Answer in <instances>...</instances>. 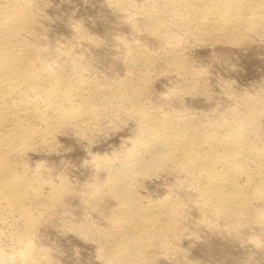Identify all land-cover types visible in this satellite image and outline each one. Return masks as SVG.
Segmentation results:
<instances>
[{
    "label": "bare ground",
    "instance_id": "1",
    "mask_svg": "<svg viewBox=\"0 0 264 264\" xmlns=\"http://www.w3.org/2000/svg\"><path fill=\"white\" fill-rule=\"evenodd\" d=\"M111 3V7L125 15L136 9L133 0ZM149 4L152 7L145 10L137 7L140 14L135 11L142 17L141 21L137 19L140 23L129 18L134 27L137 22L155 38L163 39L166 31L171 33L170 23L178 19L180 23L175 25L179 24L190 39L204 43H237L253 35H264V0H153ZM36 5L38 0H0V230L4 225L9 227L15 242L11 250L0 251V264L53 261L50 251L37 245L35 236L41 224L39 218L46 207L61 202L66 187L47 178L39 169L40 162L30 168L25 161L27 152L40 147L56 150L57 134L65 124L73 126L80 136L90 138L92 131L101 127V115H115L122 109L136 121L133 135L123 138L120 154L113 158L93 154L91 160L94 166H102V171L97 168L102 173L97 172V179L90 182L96 186L92 197L97 196V200L105 195L114 201L109 216L102 217L105 211L102 214L101 207L96 208L105 225L95 226L91 238L98 242L102 264H144L154 251L170 252V239L181 231L182 211L176 200L167 196L144 199L136 190L139 175L150 170L187 175L197 184L208 211L238 223L255 222L260 212L256 211L259 208L255 210L257 215L249 211L250 201L264 200V90L255 95L243 93L239 97L242 103L238 101L241 104L236 102L237 105L221 111L217 108L211 116L179 108L177 104L168 106L173 98L162 97L165 105L168 103L166 107L152 98L141 101L137 92L140 88L134 96L132 89L138 86L135 87L136 80H145L149 78L145 74L150 73H145L148 52L134 45L137 39L130 38L131 42L129 37L126 40L116 35L118 43L127 50L125 60L129 68L126 67L125 78L105 81L96 75L86 76L84 71L89 67L78 55L50 67V61L43 56L45 50L37 44L41 30ZM168 15L178 19L171 18L170 22ZM166 56V68L175 72L179 82L188 85L189 91L202 90L204 79L184 52ZM142 93L139 92L143 97ZM172 93L169 97L175 96L174 90ZM86 230L83 231L88 237L91 231Z\"/></svg>",
    "mask_w": 264,
    "mask_h": 264
},
{
    "label": "rangeland",
    "instance_id": "2",
    "mask_svg": "<svg viewBox=\"0 0 264 264\" xmlns=\"http://www.w3.org/2000/svg\"><path fill=\"white\" fill-rule=\"evenodd\" d=\"M111 2L112 0H38L36 7L40 11L41 36L37 44L42 47V51L45 50L46 54L43 52V56L45 55V60H48V63L50 61L48 64L50 67L55 65L53 67L55 68L57 63L63 60L68 61V59L70 61L72 57L78 58V55L79 59L82 58L83 63L87 62L84 66L89 67L85 69L86 72L84 71L86 76L94 77L93 75H96L100 80L106 79L105 81L125 78L126 70L129 68L126 62L128 59L125 51L127 50L124 45L118 43L117 38L124 37L127 40L128 38L125 37H129L133 41L137 39L134 42L131 39L128 40L138 48L141 47L145 53L148 52L146 54L148 59L146 60L149 66L147 65L145 73L150 74H145V76H149V78H147L148 80H138L139 82L136 80L135 87L138 85V88L132 89L135 92L131 93L134 96L140 88L142 91L139 89L137 92L141 101L144 98L147 101L152 98L156 103L158 100L159 104L162 102L161 105L166 107L168 103L165 105L166 102L164 103L163 98H173L176 103L172 100L173 103L168 106L177 104L179 108L192 111L194 109L202 116H211L215 111L228 109L232 104L233 106L241 104L242 100L239 97L242 98L243 93L255 95L258 91L263 92L264 35H253L250 37L251 39L247 37V39L237 43L194 41L181 30L179 24L175 25L176 22L180 23L178 22L179 19L168 15L170 22H173L174 18L178 20L174 24L170 23L172 27L170 26L171 28L168 30H172V32L166 31L165 41L162 37L155 38L149 35L137 23L142 20V17L138 15L140 13L136 9L139 7L144 8V10L146 7L151 8L152 5L149 2L153 3V0H133L137 4L134 3L136 9L128 15L111 7L114 6ZM121 14H124L125 17ZM129 16L134 18L133 21L141 18L135 22V27ZM171 18L173 21L170 20ZM81 33L85 37L82 38ZM91 39L94 40L91 41ZM179 50L184 52V55L202 75L204 79L202 90L189 91L188 85L185 84V87L183 83L178 81L175 72L166 68L164 63L167 59L166 55L168 54V58L173 57L175 53L180 52ZM150 62L152 63L150 64ZM140 65L138 64V66ZM148 68H150L149 71ZM172 90L176 94L169 97ZM139 92H143V97ZM231 92L234 95H230ZM165 93L168 94L164 95ZM145 99L144 101H146ZM236 102L237 104H235ZM217 108L219 109L217 110ZM124 110L122 109L120 112L118 110L119 113L115 115H101L102 117L99 118L101 127H98V131L97 129L92 131L90 138L80 136L73 126L65 124V128H62L57 134L56 150L40 147L26 154L25 161L30 168L35 167L34 165L40 162L42 166L39 169L47 178H51L66 187L62 186L65 190L61 202L56 203L59 205H53L56 209L53 206L50 207L51 209L46 207L43 217L41 215L39 218V224H41L37 226L38 231L36 233H38L35 236L37 245L45 246L47 250L45 247L44 249L47 252L50 251L49 253L53 256L52 264L103 263V259L98 256V242L91 237L95 226L105 225V220L100 222V219L111 214V206L113 208L111 204L114 201L105 195H103V199L101 196L97 200V196L92 197L96 194V186L95 184L91 186L90 182L97 179V172L102 173L100 172L102 166H94L91 160L93 154L110 158H113L112 156L115 154H120L121 149L124 148L123 138H129L133 135L136 121H134V117H129L130 115L126 114V110ZM167 171L164 169H160V171L159 169L150 170V173H146L147 175L142 174L143 176H141L140 174L138 177L140 182H135L136 190L144 199H162V197L167 196L172 201L176 200L177 206H182L179 207V211H182V214H179L180 221L182 220V223L180 222L181 231L178 233L179 236L170 239L172 246L170 252L154 251L153 256H150L151 259L149 257L144 264H264V223L262 222L264 219V200L252 198L250 201L252 205L250 204L249 207V211L253 214L263 213V216L260 213L259 216L257 215V218H263L262 220L256 218L255 222L254 220L251 221L252 223L239 220L240 223H238L236 220L226 219L223 216L218 217L219 215L216 216L214 212L208 211L209 208L202 200L204 198L199 194L197 184L193 179L181 173ZM99 199L104 202L101 204ZM92 201L97 202L93 203ZM258 202L263 203L259 204ZM96 208L102 209V214L105 211L107 215L104 213L102 216ZM181 215L183 216L180 217ZM242 223L244 225H240ZM82 228L83 230L87 229L86 232L91 231V234H88L87 237ZM80 231H83V234ZM0 234V251L11 250L15 246V242L11 237L10 228L4 225Z\"/></svg>",
    "mask_w": 264,
    "mask_h": 264
}]
</instances>
